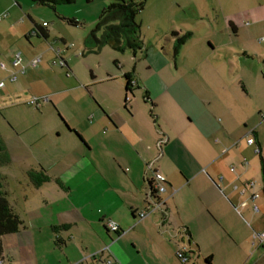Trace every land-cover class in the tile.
<instances>
[{
	"label": "crops",
	"instance_id": "obj_1",
	"mask_svg": "<svg viewBox=\"0 0 264 264\" xmlns=\"http://www.w3.org/2000/svg\"><path fill=\"white\" fill-rule=\"evenodd\" d=\"M137 22L142 47L111 79L121 93L98 98L82 122L66 119L69 148L35 158L17 200L6 192L23 225L0 239L4 264H169L176 244L162 229L175 217L187 232L211 227L208 214L230 231L264 199V0H147ZM13 24L0 27L1 44L39 37ZM172 33L189 34L175 57ZM148 165L167 201L140 220ZM30 172L50 180L35 186ZM246 181L254 188L241 193Z\"/></svg>",
	"mask_w": 264,
	"mask_h": 264
},
{
	"label": "rangeland",
	"instance_id": "obj_2",
	"mask_svg": "<svg viewBox=\"0 0 264 264\" xmlns=\"http://www.w3.org/2000/svg\"><path fill=\"white\" fill-rule=\"evenodd\" d=\"M112 1L115 0H75L53 8L33 0H0V27L12 23H15L12 27H19L22 22L34 27L45 22L48 33L47 40L41 36L31 39L21 36L17 42L0 43V63L7 65L4 70L0 67V82H6L0 90V137L12 159L10 164L0 166V176L3 190L8 192L11 200L21 196L19 184L30 183L24 169L34 164L35 158L69 148L74 136L65 132L66 119L70 123L82 122L89 113L87 108L98 106V98L121 93L122 85L111 79L119 75L123 64L133 62L134 51H116L110 46L97 50L94 41L89 40L99 15ZM9 3L10 9L6 7ZM5 13L7 17L2 19L1 15ZM136 18L138 21L139 15ZM71 43L73 48L66 50L65 45ZM56 49L63 52L61 58L70 69L69 77H66L68 69L57 65ZM17 53H22L25 64L38 56L41 61L36 69L28 67L24 75H18L16 82H8V75L15 69L11 67V61ZM137 57L143 55L138 52ZM35 97L39 99L38 107L28 104ZM117 109H120V102ZM255 205L260 212H254V215L242 213L241 221L231 218L230 231L219 226L215 216L208 214L207 223L210 222L211 227L187 232L180 219L175 217L173 225L165 224L162 231L166 240L176 246H173V255L168 259L164 256L160 263L206 264L205 259H208L209 264H264V246L253 252L250 238L251 232L264 231V199ZM181 217L188 219L185 215ZM196 218L200 219L199 216ZM166 221L169 222L168 217ZM189 235L192 238L190 246ZM176 247L184 251L186 262L179 260Z\"/></svg>",
	"mask_w": 264,
	"mask_h": 264
},
{
	"label": "trees",
	"instance_id": "obj_3",
	"mask_svg": "<svg viewBox=\"0 0 264 264\" xmlns=\"http://www.w3.org/2000/svg\"><path fill=\"white\" fill-rule=\"evenodd\" d=\"M40 5L53 7L57 4H71L75 0H33ZM90 1V0H85ZM147 0H115L112 1L107 7L103 9L101 15L98 17V22L95 29L89 34V40H93L94 47L97 50H101L104 46H110L116 51H122L123 49H129L131 51L139 50L142 47V40L140 36V24L136 21V17L142 11L144 4ZM73 25H77V22L73 20L69 21ZM33 32L37 36H41L44 40L48 39V33L38 25H35ZM98 33V34H97ZM176 36V45L173 48L174 57L178 54L179 46L182 45L189 37V34H183L177 36L176 33H172ZM127 79V89L130 86V79L128 74L125 75ZM10 162L8 152L2 144L0 137V166L7 165ZM38 175L40 178H38ZM30 179L34 182L35 186H39L50 180L42 172L34 174L29 173ZM2 178L0 176V239L7 234H15L19 231L23 225V221L12 210L6 196V191L3 190L1 184ZM2 253V245L0 240V256ZM205 262L209 264V260L205 259Z\"/></svg>",
	"mask_w": 264,
	"mask_h": 264
},
{
	"label": "built area",
	"instance_id": "obj_4",
	"mask_svg": "<svg viewBox=\"0 0 264 264\" xmlns=\"http://www.w3.org/2000/svg\"><path fill=\"white\" fill-rule=\"evenodd\" d=\"M1 17L2 18L5 17V14L1 15ZM43 26L46 27L47 25L45 23H43ZM71 47L73 48L72 43L70 45H65V49H69ZM54 51L56 54L55 57L56 58L58 57V59H59V62H57V65L60 68L66 67L68 69L66 71V76H69L70 75V72H69L70 69H69L67 63L61 58L63 52L58 50V49H56ZM21 55H22V53H17L16 55H13V58L11 61V67H13L15 69H13V71H11V73L8 75V77H7L8 82H16L18 75H24L25 74V70L27 69V65L23 62ZM79 55H82V53H80ZM40 61H41V57L38 56V57L31 59V61L28 62L27 64L29 67L36 69L39 66ZM0 67L2 70H4L7 68V65L4 63H0ZM5 83H6L5 81L0 82V90L5 87ZM130 85H131V82H130ZM43 100L47 101L46 98H44ZM28 104L38 107L40 104L39 99L36 97L32 98L31 100H29ZM247 144L254 146V153L255 154L259 153L258 146H256L253 137H249L247 139ZM147 169L150 171V173L152 175L151 181H148L150 184L151 191H149V196H148V200H147V204H148L147 209L138 214V218L140 220L143 219L144 217H146L147 215H150L151 213L153 214L154 212L161 210V208L165 205V202L167 201V199H164L160 196V193H162L165 189L163 178L156 171H153L151 165H148ZM231 170L233 171L234 169L231 168ZM247 187L254 188V183L252 181H246L244 183V189L241 190V193H243ZM257 197H258L257 194H251L252 200L257 199ZM253 211L258 213V212H260V208L254 204L253 205ZM105 225L109 231L117 233L118 235L123 234V231L120 229L119 225H117L115 222L107 219L105 221ZM250 238H251V247L253 249H257L259 246H262L264 244V231H261V232L253 231V232H251ZM176 255L179 257V260L181 262L187 261V259H186L187 257H186V254L184 253V251L178 250L176 252ZM0 264H4V261L2 259H0ZM108 264H112V262L108 261Z\"/></svg>",
	"mask_w": 264,
	"mask_h": 264
},
{
	"label": "water",
	"instance_id": "obj_5",
	"mask_svg": "<svg viewBox=\"0 0 264 264\" xmlns=\"http://www.w3.org/2000/svg\"><path fill=\"white\" fill-rule=\"evenodd\" d=\"M148 191H151V188H150V186H149V189H148Z\"/></svg>",
	"mask_w": 264,
	"mask_h": 264
}]
</instances>
